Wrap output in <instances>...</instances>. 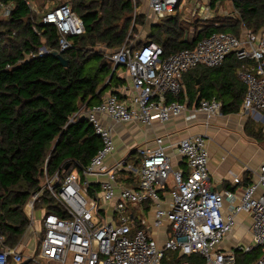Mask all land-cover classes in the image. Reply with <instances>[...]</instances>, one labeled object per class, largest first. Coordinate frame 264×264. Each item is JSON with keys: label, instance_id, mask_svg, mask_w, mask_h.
<instances>
[{"label": "built area", "instance_id": "obj_1", "mask_svg": "<svg viewBox=\"0 0 264 264\" xmlns=\"http://www.w3.org/2000/svg\"><path fill=\"white\" fill-rule=\"evenodd\" d=\"M184 5L185 0H149L156 21L175 15ZM12 11L11 5L0 3L1 19L10 17ZM193 13L205 21L212 14L208 3H196ZM43 24L58 30L60 54L71 47L70 37L85 34L83 20L69 4L50 10ZM48 54L43 47L38 56ZM229 56L242 63L238 76L247 88L243 113L261 124L264 134V26L260 30L251 25L243 27L238 36L213 34L193 49L166 59L163 48L155 42L138 48L134 42H127L109 60L114 67L126 68L130 86L121 93L130 100L121 102L109 95L102 104L82 108L74 115L72 123L87 120L93 126L102 147L82 172L70 171L63 179L56 174L33 194L26 213L37 250L24 256L18 247H7L0 232V264H163L167 252L199 256L204 264H237L239 254L264 248V165L259 178L237 195L231 190H212L205 136L189 137L178 145L177 154L186 161L189 174L173 169L162 139L157 140L155 149L137 150L136 160L129 159L130 155L115 156V132L109 122L151 126L182 115L189 110L188 100L181 103L171 98L184 92V76L199 66L217 68ZM191 110L208 117L223 114V106L215 98L201 100ZM127 175L135 177L134 186L120 185ZM235 182L239 183V179ZM47 191L61 207L63 217L36 211ZM162 193L170 196L168 208L163 206ZM146 207L154 213L152 223L146 218ZM136 208H140V214L135 213ZM242 213L252 219L251 242L225 250L222 246L233 234L235 219ZM38 214L40 218H36ZM37 223L42 231L34 230ZM164 224L170 231L161 246L150 231ZM253 264H264V249Z\"/></svg>", "mask_w": 264, "mask_h": 264}, {"label": "trees", "instance_id": "obj_2", "mask_svg": "<svg viewBox=\"0 0 264 264\" xmlns=\"http://www.w3.org/2000/svg\"><path fill=\"white\" fill-rule=\"evenodd\" d=\"M27 1L0 0L13 7L10 17L0 18V232L9 248L18 247L29 229L26 207L45 179L56 174L63 179L73 168L82 172L101 149L93 126L87 120L72 123L71 119L82 108L102 104L109 95L119 101L124 98L118 90L126 80L118 75L121 67L113 73L109 56L134 42L133 34L148 21L147 14L136 11L139 0H56L48 10L40 5L39 13ZM62 4H69L85 27L84 35L69 38L71 47L62 53L67 67L52 55L60 50L58 30L43 24L45 15ZM228 4L233 10L220 20L218 9ZM210 7L215 14L211 21L189 25L179 14L158 20L148 39L135 47L155 42L166 59L213 34L238 36L243 27L264 26V0H210ZM43 47L50 54L39 57ZM241 66L234 56L214 69L200 71L203 66H199L184 76V92L171 100L187 99L192 107L215 98L224 114L238 113L247 93L238 76ZM68 164L71 168L65 172ZM127 180L129 186L135 185L134 176L127 175ZM60 208L48 191L36 205L37 212L63 217ZM257 252L261 249L250 254ZM240 255L249 254H239L237 264H247ZM184 262L204 264L199 256L175 252H167L163 260V264Z\"/></svg>", "mask_w": 264, "mask_h": 264}, {"label": "crops", "instance_id": "obj_3", "mask_svg": "<svg viewBox=\"0 0 264 264\" xmlns=\"http://www.w3.org/2000/svg\"><path fill=\"white\" fill-rule=\"evenodd\" d=\"M139 1L141 3L145 1L146 5H149V0ZM193 6L195 9L196 3ZM32 7L37 13L42 11L40 4H37V0L33 1ZM48 9L49 7H46L45 4V10ZM136 11L142 13L140 8ZM181 11L178 10V13L175 15ZM157 22L151 11H148V24L152 27ZM121 72L124 73L121 74ZM118 75L120 78L126 80L124 87L130 86L127 71L123 70V67L119 69ZM124 87L118 90L120 94H122L121 92ZM244 87L246 92L247 88L245 85ZM123 97L122 102L130 100L125 96ZM187 106L189 110L180 116L173 117L166 123L157 121L151 126H145L138 122L129 124L109 122L114 128L115 140L117 142L116 158L127 156L131 153L132 156L135 155L138 158L137 150L140 148L155 149L157 148V140L162 139L163 147L167 151L168 156L172 158L173 169L175 171L184 170L186 174H189L190 171L186 161L177 154L178 145L186 138L205 136L207 141L212 142L211 152L208 146V169L212 190L217 192L231 190L237 195H241L245 187L259 178L260 168L264 165L263 126L255 122L249 115L243 113V104L238 113H223L220 117H208L203 113L192 112L191 108L193 106L190 107L188 102ZM236 179H239V183L235 182ZM119 183L121 186L128 185V180H123ZM163 195L164 193L161 195V199L163 198L162 200H164L163 206L168 208L170 196L168 194ZM134 211L136 214H140V208H136ZM224 211L227 212L228 208L225 207ZM145 215L148 221L152 223L154 217L153 211L146 207ZM166 226L164 224L160 229L152 228L153 231H150L152 237L161 246L164 245V242L169 237L170 230ZM38 228L39 226L35 225L34 230H38ZM251 230V217L245 213L240 214L235 219L233 234L222 247L226 250L233 247L234 244H249L251 242ZM32 236V233L27 230L18 246V251L24 256H31L37 250L38 244L33 240Z\"/></svg>", "mask_w": 264, "mask_h": 264}, {"label": "rangeland", "instance_id": "obj_4", "mask_svg": "<svg viewBox=\"0 0 264 264\" xmlns=\"http://www.w3.org/2000/svg\"><path fill=\"white\" fill-rule=\"evenodd\" d=\"M30 2L33 3L34 0H29ZM53 1H56V0H37V4H40V5H43V4H46V7H49V9H51L52 7H54V4L52 3ZM210 0H185V5L179 9L182 10L179 14H180V17L187 21V24H192L193 22L201 19L200 15H194L193 11H194V6L193 4L194 3H199L200 6L202 5V3H208L209 6H210V3H209ZM140 11L144 14L147 13L148 15V11L150 12V7L149 5H146L145 1H143V3L140 2ZM57 5V4H56ZM232 6L231 4H228L226 5L225 7H223L222 9H218L219 11V16H220V20H222L224 17H228V15H230V13L232 12ZM211 18L207 21H211L214 19L215 17V14H214V11L211 9ZM213 16V18H212ZM201 21L200 23H203L202 21H205V20H199ZM151 33V26L150 24H148V21H147V25L146 27H143V28H140L137 32H135L133 34V37L134 35L136 37H134V43H138V42H141V41H146L149 37V34ZM136 39V41H135ZM206 68L204 67H201V68H198L197 70H205ZM124 72H121V74H123ZM117 143V142H116ZM208 146H209V149H210V152H211V147H212V142L211 141H208ZM71 172H75L76 174H79V171L76 170L75 168L71 169ZM60 178V177H59ZM53 179V178H52ZM51 178L48 177V179H45V181L42 183L45 187L47 182L48 181H51L52 180ZM61 179V178H60ZM36 218H40V215H36ZM37 226H39V230L42 231L43 228L41 227L40 224H36ZM264 248L261 249V252ZM261 252H257V253H254V254H249V255H240V259H242L245 263L247 264H251L252 262L256 261L260 256H261ZM168 253H173V252H168ZM167 261V260H165ZM253 264V263H252Z\"/></svg>", "mask_w": 264, "mask_h": 264}, {"label": "water", "instance_id": "obj_5", "mask_svg": "<svg viewBox=\"0 0 264 264\" xmlns=\"http://www.w3.org/2000/svg\"><path fill=\"white\" fill-rule=\"evenodd\" d=\"M52 55L60 61L62 66H64V67L68 66L69 62L62 56V54L55 52V53H52ZM116 69H117V67H114L113 73L115 72ZM113 73H112V75H113ZM112 75H111V77H112ZM197 84H199V82ZM70 168H71V164H68L65 167V172L69 171Z\"/></svg>", "mask_w": 264, "mask_h": 264}, {"label": "bare ground", "instance_id": "obj_6", "mask_svg": "<svg viewBox=\"0 0 264 264\" xmlns=\"http://www.w3.org/2000/svg\"><path fill=\"white\" fill-rule=\"evenodd\" d=\"M178 13V12H177ZM195 15V14H194ZM174 16V15H173ZM176 16V15H175ZM50 54V53H49ZM184 82H185V80H184ZM182 97V96H181ZM105 99V98H104ZM178 99H180V98H178ZM180 101V100H179Z\"/></svg>", "mask_w": 264, "mask_h": 264}]
</instances>
